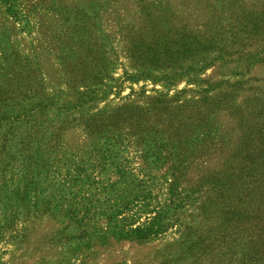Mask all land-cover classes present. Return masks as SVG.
Wrapping results in <instances>:
<instances>
[{
    "label": "rangeland",
    "instance_id": "obj_1",
    "mask_svg": "<svg viewBox=\"0 0 264 264\" xmlns=\"http://www.w3.org/2000/svg\"><path fill=\"white\" fill-rule=\"evenodd\" d=\"M167 2L180 26L193 24L199 13L204 21L215 17L237 41V61L226 58L199 71L212 62L211 52L205 63L190 56L175 67L136 63L129 32L160 15L151 0H0V68L11 53L31 60L41 91L77 120L60 137L49 128L38 136H51L71 155L88 142L84 119L106 127L122 139L117 163L131 161L153 192L122 219L132 229L146 226L142 239L135 233L121 241L79 239L78 226L53 203V213L40 207L29 224L7 232L0 264H216L211 250L225 235L237 237V264H264V0ZM144 147L155 152L159 168L141 154ZM126 177L122 183L145 195L134 188L133 175ZM171 183L198 186L207 208L203 215L190 202L180 215L165 213L161 228L152 229L148 223L167 201ZM23 187L17 179L0 180L2 209L8 200L20 205ZM41 188L44 198L55 200L57 194ZM84 188L83 196L95 194ZM192 226L201 239L183 234L181 227Z\"/></svg>",
    "mask_w": 264,
    "mask_h": 264
},
{
    "label": "trees",
    "instance_id": "obj_2",
    "mask_svg": "<svg viewBox=\"0 0 264 264\" xmlns=\"http://www.w3.org/2000/svg\"><path fill=\"white\" fill-rule=\"evenodd\" d=\"M151 1L153 3L149 7L151 5L154 13L160 15L157 18H146L143 26L129 32L132 47L130 56L136 63L142 61L154 63V66L168 63L175 67L186 56L203 59L205 63L211 52H215L212 62L204 64L199 71L226 58L231 62L237 61V41L232 35H228L229 31L215 17L204 21L199 13L193 19V24L180 26L174 23L175 17L171 15L167 0ZM146 13L149 10L145 7L143 14ZM200 30L203 31L199 32ZM4 62L7 65L0 68V180L5 183L10 179H17L18 185L23 184L24 187L19 188L22 192L19 197L20 205L15 203V207H12L10 200L6 203V209H2L0 205V244L8 231H14L15 226L29 224L30 218H35L41 212L53 213V203L63 217L78 226L79 239L101 237L103 241H121L129 238L130 233H135V239L144 238L146 226L132 229L133 223H124L123 217L131 205L151 200L153 192L139 180L138 170L131 167V161L124 159L117 163L122 151V139L109 135L106 127L96 126L94 122L85 119V136L88 142L84 147L81 146L83 148L78 146L79 150H75V154L68 155L51 136L50 140H46L44 136L39 137V131L46 128L60 137L63 132L74 130L77 120L75 116L58 108L53 97H48L41 91L39 70L33 68L31 60L11 53L10 56H5ZM161 117L166 118V115L161 114ZM140 152L146 160L152 158L155 161L154 167L159 168L152 149L144 147ZM132 175L135 178L134 188H143L145 195H139L141 192L131 190L129 185L122 183L126 176ZM59 176L61 179H58ZM217 184L219 185H214ZM42 185L47 186L46 192L52 190L58 198L56 195L53 197L55 200L47 196L44 198ZM132 185L131 182L130 186ZM84 187L93 188L95 194L83 196ZM119 188L122 189L120 194H125L123 201L117 193ZM197 189L198 186L186 188L171 183L167 188V201L157 208L156 216L148 224L152 229H160L165 213L175 211V215H180L194 201V209L204 215L206 202H201ZM196 195L199 197L196 198ZM29 208H32L33 215H30ZM225 229L224 232L227 233ZM181 230H185L183 234L191 235L187 238L202 237L201 230L196 227H181ZM236 243V235H225L216 242V249L211 250L216 253V264H237Z\"/></svg>",
    "mask_w": 264,
    "mask_h": 264
}]
</instances>
